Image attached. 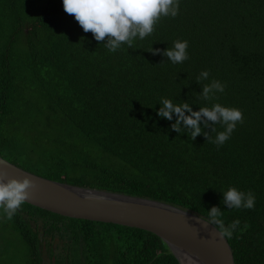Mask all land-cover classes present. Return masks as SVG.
Instances as JSON below:
<instances>
[{
  "label": "trees",
  "instance_id": "obj_1",
  "mask_svg": "<svg viewBox=\"0 0 264 264\" xmlns=\"http://www.w3.org/2000/svg\"><path fill=\"white\" fill-rule=\"evenodd\" d=\"M188 42V59L162 53ZM64 12L62 0H0V156L38 176L75 186L145 197L208 220L217 206L231 239L234 264H264V0H179L133 47L111 53ZM160 49L153 55L150 49ZM208 80L197 82L202 71ZM213 79L225 85L200 97ZM214 103L243 112L217 146L176 117H158L160 101ZM186 115L188 113H185ZM183 127V125H181ZM201 127L214 139L211 123ZM217 132L221 125H214ZM228 187L251 191L255 207L227 209ZM23 248L1 264H178L154 234L73 219L24 203L11 221ZM21 256L17 258V256Z\"/></svg>",
  "mask_w": 264,
  "mask_h": 264
},
{
  "label": "clouds",
  "instance_id": "obj_2",
  "mask_svg": "<svg viewBox=\"0 0 264 264\" xmlns=\"http://www.w3.org/2000/svg\"><path fill=\"white\" fill-rule=\"evenodd\" d=\"M62 6L64 12L71 15L85 33L90 32L97 42L106 40L105 47L111 53L121 49L122 45L132 48L136 38L143 40L154 32L161 18H175L179 13V0H62ZM187 49L186 40H176L162 54L172 64H180L189 58ZM149 52L153 55L161 54L160 49L151 48ZM209 75L208 71H202L197 82L208 80ZM224 89V84L213 79L202 86L199 95L204 101H211L216 93H223ZM160 104L161 107L156 112L158 117L171 121L175 114V123L171 125L173 131L181 133L188 130L190 140L204 135L206 140L217 146L228 141L237 124L244 120L240 109L219 103H214L211 107H199L198 111H193L188 103H173L167 98L161 99ZM209 122L212 126L211 133H216L214 139L201 127V124L205 128L209 127ZM217 124L221 125L222 131L217 132L214 127ZM36 187L35 181L27 176L20 180L11 178L5 181L0 173V210L7 220L13 219L22 205L31 198V190ZM222 196L227 209L251 210L255 207V196L251 191L243 192L235 187H228L222 192ZM207 212L208 222H203L204 225L214 226V235L220 239H231L240 221L234 220L226 226L219 207L213 206Z\"/></svg>",
  "mask_w": 264,
  "mask_h": 264
},
{
  "label": "water",
  "instance_id": "obj_3",
  "mask_svg": "<svg viewBox=\"0 0 264 264\" xmlns=\"http://www.w3.org/2000/svg\"><path fill=\"white\" fill-rule=\"evenodd\" d=\"M0 173L5 181L26 176L35 181L37 187L25 202L31 206L63 217L137 228L156 235L178 264L235 262L227 240L214 235V226H205L208 220L194 212L145 197L50 180L1 156ZM43 263L50 264V261L43 259Z\"/></svg>",
  "mask_w": 264,
  "mask_h": 264
},
{
  "label": "rangeland",
  "instance_id": "obj_4",
  "mask_svg": "<svg viewBox=\"0 0 264 264\" xmlns=\"http://www.w3.org/2000/svg\"><path fill=\"white\" fill-rule=\"evenodd\" d=\"M1 220V216H0ZM12 250V253L6 251L3 253V259L7 258L8 256H11L14 254V250L16 248H23V243L21 242L19 236L11 232L10 229L7 227V223H1L0 222V251L3 249ZM21 256H17V258H20ZM1 264V263H0Z\"/></svg>",
  "mask_w": 264,
  "mask_h": 264
},
{
  "label": "flooded vegetation",
  "instance_id": "obj_5",
  "mask_svg": "<svg viewBox=\"0 0 264 264\" xmlns=\"http://www.w3.org/2000/svg\"><path fill=\"white\" fill-rule=\"evenodd\" d=\"M45 258L46 259H48L49 261H50V264H52L53 263V261L52 260H50L49 258H48V254H47V257H46V255H45ZM45 260V259H44Z\"/></svg>",
  "mask_w": 264,
  "mask_h": 264
}]
</instances>
